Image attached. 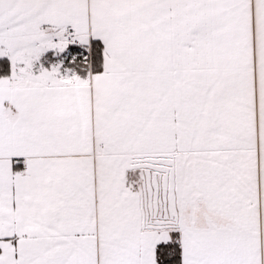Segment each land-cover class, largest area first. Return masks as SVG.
I'll list each match as a JSON object with an SVG mask.
<instances>
[{"label":"snow or ice","instance_id":"snow-or-ice-1","mask_svg":"<svg viewBox=\"0 0 264 264\" xmlns=\"http://www.w3.org/2000/svg\"><path fill=\"white\" fill-rule=\"evenodd\" d=\"M0 264H264V0H0Z\"/></svg>","mask_w":264,"mask_h":264}]
</instances>
